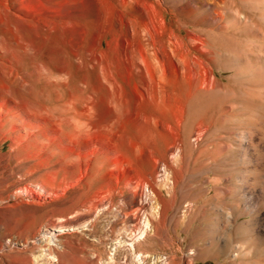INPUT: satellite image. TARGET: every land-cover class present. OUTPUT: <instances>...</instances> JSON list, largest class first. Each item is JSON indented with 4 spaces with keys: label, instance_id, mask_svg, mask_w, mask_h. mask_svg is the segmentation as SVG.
<instances>
[{
    "label": "rangeland",
    "instance_id": "rangeland-1",
    "mask_svg": "<svg viewBox=\"0 0 264 264\" xmlns=\"http://www.w3.org/2000/svg\"><path fill=\"white\" fill-rule=\"evenodd\" d=\"M135 263L264 264V0H0V264Z\"/></svg>",
    "mask_w": 264,
    "mask_h": 264
},
{
    "label": "bare ground",
    "instance_id": "bare-ground-1",
    "mask_svg": "<svg viewBox=\"0 0 264 264\" xmlns=\"http://www.w3.org/2000/svg\"><path fill=\"white\" fill-rule=\"evenodd\" d=\"M216 2V1H215ZM222 11V10H221ZM215 15V14H214ZM220 15L221 14H218L217 13V15H215V17H218L219 16V18H220ZM226 15V14H225ZM223 17V16H222ZM197 38H200L199 36H196ZM196 39V38H195ZM198 41V40H197ZM201 42H202V40H200ZM198 43H199V41H198ZM203 43V42H202ZM203 45V44H202ZM144 56V55H143ZM149 62V61H148ZM150 64V63H149ZM145 65V64H144ZM150 66H151V64H150ZM99 202V201H98ZM99 205V204H98ZM136 216H137V214H136ZM136 216L133 218V220L135 221V219H136ZM137 225H138V223H137ZM136 226V225H135ZM135 226H133L134 228H135ZM140 227V226H139ZM133 228V231L135 230ZM148 228H150V223L148 222V223H146V226L145 227H142V228H138L139 230H140V234L139 235H137L136 233V235L134 236L133 235V237H131L130 239V241L129 242H126L125 244L126 245H128V247H130L131 249L130 250H133V251H135V249H136V244L138 243V242H140L141 241V239H142V237H145L146 236V234H147V232H148ZM132 229V228H131ZM130 229V230H131ZM136 229H137V226H136ZM132 231V230H131ZM49 244H51V245H57L58 243L54 240V239H50L49 240ZM59 247V246H58ZM136 252V251H135ZM144 252V251H143ZM190 253H195V251L194 250H192ZM49 254H51V253H49ZM133 254H135V253H133ZM149 254V253H148ZM148 254H146V252H145V254H135V256H136V258H137V260L138 261H141L143 258V255H145L144 257H146V255L148 256ZM196 254V253H195ZM194 254V255H195ZM150 255V254H149ZM192 255V254H191ZM40 257V256H39ZM53 260H59V256H56V255H51L50 256ZM135 258V257H134ZM158 259H160V258H158ZM61 261V260H60ZM140 263V262H139ZM136 264V263H135Z\"/></svg>",
    "mask_w": 264,
    "mask_h": 264
}]
</instances>
